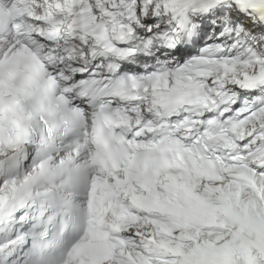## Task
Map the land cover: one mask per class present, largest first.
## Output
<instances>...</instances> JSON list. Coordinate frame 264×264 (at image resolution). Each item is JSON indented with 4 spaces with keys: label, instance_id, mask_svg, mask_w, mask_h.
<instances>
[{
    "label": "snow or ice",
    "instance_id": "snow-or-ice-1",
    "mask_svg": "<svg viewBox=\"0 0 264 264\" xmlns=\"http://www.w3.org/2000/svg\"><path fill=\"white\" fill-rule=\"evenodd\" d=\"M0 264H264V0H0Z\"/></svg>",
    "mask_w": 264,
    "mask_h": 264
}]
</instances>
